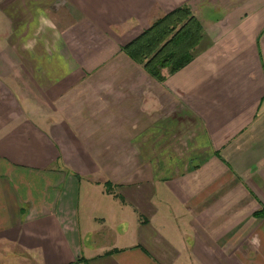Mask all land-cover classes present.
<instances>
[{
	"label": "crops",
	"instance_id": "1",
	"mask_svg": "<svg viewBox=\"0 0 264 264\" xmlns=\"http://www.w3.org/2000/svg\"><path fill=\"white\" fill-rule=\"evenodd\" d=\"M183 4L205 49L160 82L122 47ZM7 244L0 264H264V0H0Z\"/></svg>",
	"mask_w": 264,
	"mask_h": 264
},
{
	"label": "trees",
	"instance_id": "2",
	"mask_svg": "<svg viewBox=\"0 0 264 264\" xmlns=\"http://www.w3.org/2000/svg\"><path fill=\"white\" fill-rule=\"evenodd\" d=\"M204 40L202 22L183 4L155 20L122 50L149 75L164 82V71L172 75L190 64L205 49L201 46Z\"/></svg>",
	"mask_w": 264,
	"mask_h": 264
},
{
	"label": "rangeland",
	"instance_id": "3",
	"mask_svg": "<svg viewBox=\"0 0 264 264\" xmlns=\"http://www.w3.org/2000/svg\"><path fill=\"white\" fill-rule=\"evenodd\" d=\"M199 2H200V0H199ZM198 7L200 8V4L198 5ZM208 9H211V8H208ZM208 11L210 12V10H208ZM200 13H201V11H200ZM102 185H103V187L105 189L104 192H106L107 194H113V193L115 194L114 189L116 188L117 184L113 183L110 179H107L105 182L102 183ZM112 199L114 200V202L116 201L113 197H112ZM94 203H95V206H99V201L94 199ZM114 204H116V203H114ZM8 245L9 244H7V246H4V245L0 246V252L4 253V255H5L3 257H7V254H6L7 252H15L16 253V252H20L21 251V249H19V247H14L12 245H11L12 246L11 247V246H8ZM30 261L33 264H38V262L36 263V260H34V259H32ZM4 262L7 263L8 261L6 260Z\"/></svg>",
	"mask_w": 264,
	"mask_h": 264
},
{
	"label": "clouds",
	"instance_id": "4",
	"mask_svg": "<svg viewBox=\"0 0 264 264\" xmlns=\"http://www.w3.org/2000/svg\"><path fill=\"white\" fill-rule=\"evenodd\" d=\"M29 47H30V45H29ZM252 243L256 244V243H258V241L255 238H253Z\"/></svg>",
	"mask_w": 264,
	"mask_h": 264
}]
</instances>
